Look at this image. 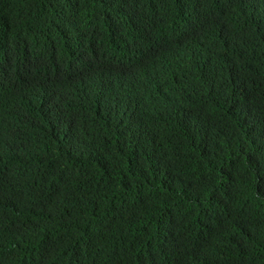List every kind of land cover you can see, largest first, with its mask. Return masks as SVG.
<instances>
[{"label":"trees","instance_id":"obj_1","mask_svg":"<svg viewBox=\"0 0 264 264\" xmlns=\"http://www.w3.org/2000/svg\"><path fill=\"white\" fill-rule=\"evenodd\" d=\"M164 1L0 0V106L23 57L79 77L100 50L124 47L121 28L135 32L128 23L143 12L157 8L160 22ZM234 49L240 57L225 61L235 70H217L213 94L170 126L165 90L136 103L145 115H130L124 131L110 121L105 131L80 127L41 144L31 167L43 175L34 181L33 171L0 194L7 264H264V55ZM163 71L190 83L169 57ZM26 213L39 231L23 248L14 231Z\"/></svg>","mask_w":264,"mask_h":264},{"label":"clouds","instance_id":"obj_2","mask_svg":"<svg viewBox=\"0 0 264 264\" xmlns=\"http://www.w3.org/2000/svg\"><path fill=\"white\" fill-rule=\"evenodd\" d=\"M161 6L160 22H154L157 8L143 12L140 21L128 23L135 32L121 28L124 47L100 50L79 77L41 71L36 61L23 57L15 88L3 92L0 106V194L33 171L34 181L43 175L31 163L41 160L36 152L44 142L80 127L89 135L105 131L110 121L124 131L130 115H145L134 111L136 103L157 100L165 90L173 95L162 117L170 126L180 112L213 94L217 70H235L225 61L240 57L242 50H233L235 45L245 46L251 57L264 55V0H251L243 10H222L218 0H165ZM182 42L191 45L180 51ZM166 57L188 69L187 86L174 84L163 71ZM26 216L14 231L23 248L39 231ZM7 262L0 253V264ZM12 264L23 263L17 259Z\"/></svg>","mask_w":264,"mask_h":264}]
</instances>
